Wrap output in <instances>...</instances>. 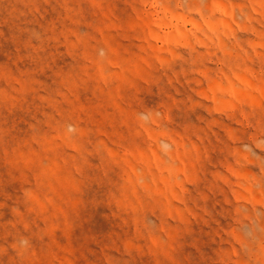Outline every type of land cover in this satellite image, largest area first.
Returning a JSON list of instances; mask_svg holds the SVG:
<instances>
[{
  "label": "clouds",
  "instance_id": "9594fccd",
  "mask_svg": "<svg viewBox=\"0 0 264 264\" xmlns=\"http://www.w3.org/2000/svg\"><path fill=\"white\" fill-rule=\"evenodd\" d=\"M0 264H264V0H0Z\"/></svg>",
  "mask_w": 264,
  "mask_h": 264
},
{
  "label": "rangeland",
  "instance_id": "374dc122",
  "mask_svg": "<svg viewBox=\"0 0 264 264\" xmlns=\"http://www.w3.org/2000/svg\"><path fill=\"white\" fill-rule=\"evenodd\" d=\"M95 162V161H94ZM14 186L12 185H8L6 186V191H11L13 190ZM96 215L94 216V221H95V226L103 228L105 227L104 223H103V215L105 214V209L103 208V206L98 207L95 210Z\"/></svg>",
  "mask_w": 264,
  "mask_h": 264
}]
</instances>
